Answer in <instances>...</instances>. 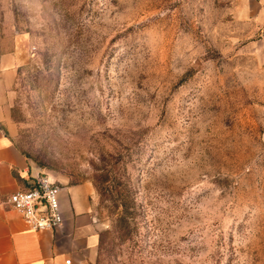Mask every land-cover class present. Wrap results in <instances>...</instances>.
Returning a JSON list of instances; mask_svg holds the SVG:
<instances>
[{
    "label": "rangeland",
    "instance_id": "374dc122",
    "mask_svg": "<svg viewBox=\"0 0 264 264\" xmlns=\"http://www.w3.org/2000/svg\"><path fill=\"white\" fill-rule=\"evenodd\" d=\"M4 56L17 147L92 187L72 264H264V0H0Z\"/></svg>",
    "mask_w": 264,
    "mask_h": 264
},
{
    "label": "crops",
    "instance_id": "0c3cea01",
    "mask_svg": "<svg viewBox=\"0 0 264 264\" xmlns=\"http://www.w3.org/2000/svg\"><path fill=\"white\" fill-rule=\"evenodd\" d=\"M7 63L9 65H7ZM0 72V264H67L83 253L94 254L98 243L92 187L88 183L62 184L64 224L56 230L29 229L21 214L8 204L9 196L29 188L38 176L13 141L9 96L17 69L9 56Z\"/></svg>",
    "mask_w": 264,
    "mask_h": 264
},
{
    "label": "built area",
    "instance_id": "2783aa9c",
    "mask_svg": "<svg viewBox=\"0 0 264 264\" xmlns=\"http://www.w3.org/2000/svg\"><path fill=\"white\" fill-rule=\"evenodd\" d=\"M62 188L55 178L41 175L29 188L12 193L7 202L21 214L30 230H56L65 222L60 200ZM66 262L71 263L70 260Z\"/></svg>",
    "mask_w": 264,
    "mask_h": 264
},
{
    "label": "trees",
    "instance_id": "16d2710c",
    "mask_svg": "<svg viewBox=\"0 0 264 264\" xmlns=\"http://www.w3.org/2000/svg\"><path fill=\"white\" fill-rule=\"evenodd\" d=\"M37 177H38V176L35 177V181L37 180ZM35 181H34L30 186H32V185L35 183Z\"/></svg>",
    "mask_w": 264,
    "mask_h": 264
}]
</instances>
